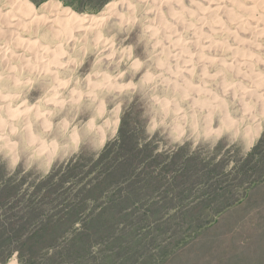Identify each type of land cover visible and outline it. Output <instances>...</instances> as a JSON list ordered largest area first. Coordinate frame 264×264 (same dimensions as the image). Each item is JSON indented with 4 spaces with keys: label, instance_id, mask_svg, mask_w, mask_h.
Here are the masks:
<instances>
[{
    "label": "rangeland",
    "instance_id": "obj_1",
    "mask_svg": "<svg viewBox=\"0 0 264 264\" xmlns=\"http://www.w3.org/2000/svg\"><path fill=\"white\" fill-rule=\"evenodd\" d=\"M47 3L93 23L67 26ZM115 140L104 164L119 167L129 224L160 208L161 246L201 227L160 264H264V0H0V183H14L0 223L37 224L27 201L52 171L95 185ZM6 250L0 264H21Z\"/></svg>",
    "mask_w": 264,
    "mask_h": 264
},
{
    "label": "trees",
    "instance_id": "obj_2",
    "mask_svg": "<svg viewBox=\"0 0 264 264\" xmlns=\"http://www.w3.org/2000/svg\"><path fill=\"white\" fill-rule=\"evenodd\" d=\"M126 146L127 151L134 150L132 144ZM122 148L120 140L106 145L99 156L100 181L93 186H80L83 183L76 180L71 164H67L64 170L50 172L46 178L38 181L35 191L41 198L27 201L26 208L39 210L40 221L35 225L29 219L0 223V232H10L14 236L16 231L33 228V233L27 236L0 238V249H7L9 255L16 252L21 264H160L171 253L183 247L200 230L198 224L192 225L193 229L189 226L182 237L173 236L175 238L169 246L158 244L160 237L157 236L163 232L162 226L168 224V221L157 219L149 222L151 213L153 216L158 214L160 208L146 209V215L139 222L129 224V218H133L135 213L130 215V208H120L123 197L117 194L118 186L120 187V174L117 171L119 167L104 164L111 160V155L122 151ZM145 161L147 163V157ZM126 173L131 177L130 181H126L130 185V193L124 201H130L137 189L132 180V171ZM148 180L151 181L150 178ZM13 184L1 181L0 192ZM48 192L53 193L54 198L46 203L48 197L45 194ZM99 201L102 203L97 204ZM93 204L97 206L91 208ZM48 207L53 209L51 216L44 214ZM181 210L183 209L176 208L175 211ZM122 217L127 221L126 224L123 223L124 226L117 222ZM138 223L139 226L136 225ZM76 224H80L77 233L70 235ZM152 235V238H147ZM67 236H74V239L66 238ZM148 241L157 244L155 251L150 250ZM140 252L146 256L139 258ZM74 254L78 256L73 258ZM34 255H39L38 259ZM72 259L76 260L69 262Z\"/></svg>",
    "mask_w": 264,
    "mask_h": 264
},
{
    "label": "bare ground",
    "instance_id": "obj_3",
    "mask_svg": "<svg viewBox=\"0 0 264 264\" xmlns=\"http://www.w3.org/2000/svg\"><path fill=\"white\" fill-rule=\"evenodd\" d=\"M4 3V2H3ZM8 6V5H7ZM27 6V5H26ZM25 5H22L21 6V3L20 5L18 4V9L21 10L22 12H24L25 14H30L31 12H33V9L32 8H27ZM57 6L53 5L51 3H47L45 5H43V8L46 10H48L49 13L51 14H56L58 15V18L56 17V19H58L60 22H62L63 24H66L67 23H71V24H79V26L81 25H87L86 28H89L90 25H92L93 23V18L92 19H87V17H80V16H76L74 15L73 13L71 12H68L67 10H60L58 7L56 8ZM221 8V7H220ZM112 9V8H111ZM115 9V8H113ZM112 9V10H113ZM11 11V10H10ZM226 11V10H225ZM114 13V12H113ZM201 14V13H200ZM114 15V14H113ZM26 16V15H25ZM53 19L56 21V19L53 17ZM99 19V18H98ZM102 19V18H101ZM106 19V18H105ZM35 20V19H34ZM57 20V22H58ZM95 21V19H94ZM99 21V20H98ZM101 21V20H100ZM102 21H104L102 19ZM10 22V21H9ZM56 23V22H55ZM68 26V25H67ZM74 26V25H73ZM77 27V26H76ZM83 27V26H82ZM81 27V28H82ZM80 28V29H81ZM84 28V27H83ZM82 28V29H83ZM77 30H78V27H77ZM89 30V29H88ZM69 31V30H68ZM82 31V30H81ZM47 33V32H46ZM30 36V35H29ZM257 36V35H256ZM22 51V50H21ZM11 54V53H10ZM4 86V85H3ZM17 92V91H16ZM18 95V94H17ZM43 97V96H42ZM45 136V135H44ZM11 264H15V263H11Z\"/></svg>",
    "mask_w": 264,
    "mask_h": 264
}]
</instances>
